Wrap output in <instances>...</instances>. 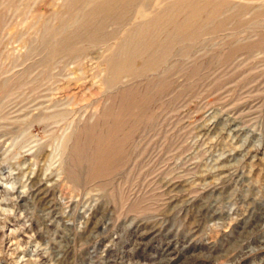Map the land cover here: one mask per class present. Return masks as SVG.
Wrapping results in <instances>:
<instances>
[{
	"label": "rangeland",
	"instance_id": "obj_1",
	"mask_svg": "<svg viewBox=\"0 0 264 264\" xmlns=\"http://www.w3.org/2000/svg\"><path fill=\"white\" fill-rule=\"evenodd\" d=\"M0 264H264V0H0Z\"/></svg>",
	"mask_w": 264,
	"mask_h": 264
},
{
	"label": "clouds",
	"instance_id": "obj_2",
	"mask_svg": "<svg viewBox=\"0 0 264 264\" xmlns=\"http://www.w3.org/2000/svg\"><path fill=\"white\" fill-rule=\"evenodd\" d=\"M5 187H7L9 189H12V186L11 185H6Z\"/></svg>",
	"mask_w": 264,
	"mask_h": 264
}]
</instances>
